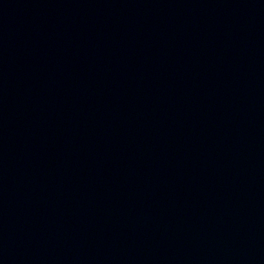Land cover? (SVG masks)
<instances>
[{"label":"water","instance_id":"95a60500","mask_svg":"<svg viewBox=\"0 0 264 264\" xmlns=\"http://www.w3.org/2000/svg\"><path fill=\"white\" fill-rule=\"evenodd\" d=\"M211 179L212 264H264V0H189Z\"/></svg>","mask_w":264,"mask_h":264}]
</instances>
